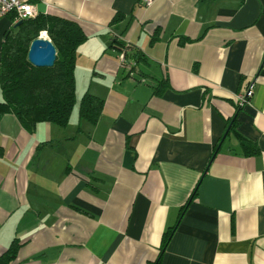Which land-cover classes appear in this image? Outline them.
I'll return each mask as SVG.
<instances>
[{
	"label": "crops",
	"instance_id": "1",
	"mask_svg": "<svg viewBox=\"0 0 264 264\" xmlns=\"http://www.w3.org/2000/svg\"><path fill=\"white\" fill-rule=\"evenodd\" d=\"M29 1L82 27L76 94L105 104L32 133L0 117V264H148L196 186L159 264H264V0ZM17 22L0 17V58ZM236 112L260 153L231 133L211 159Z\"/></svg>",
	"mask_w": 264,
	"mask_h": 264
},
{
	"label": "trees",
	"instance_id": "2",
	"mask_svg": "<svg viewBox=\"0 0 264 264\" xmlns=\"http://www.w3.org/2000/svg\"><path fill=\"white\" fill-rule=\"evenodd\" d=\"M122 16L117 14L114 19L119 21ZM42 31L47 32L56 47V60L52 66H35L28 59L30 44ZM155 39L156 37L153 36L151 41ZM86 40L87 35L79 23L70 19L52 14H38L36 17L18 20L16 29L6 32L2 46L0 117L14 113L30 133L34 132L39 122L67 126L77 103L75 73L77 50ZM189 40V38L181 39V43ZM112 45L121 50L125 43L115 38ZM139 54L144 57L143 52L139 50L135 52V55ZM160 90V87H156L154 92L159 93ZM104 104L103 98L85 92L78 103L79 120L96 125L101 118ZM238 125L236 112L228 120L225 132L215 144L211 159L220 149L221 141L231 133L239 140L244 155L254 156L260 153L256 142L241 134L237 129ZM197 194L196 186L188 201L180 208L176 223L163 233L157 259L148 264H159L161 255L180 219ZM19 247V240L14 239L6 250L5 257L9 261L15 259Z\"/></svg>",
	"mask_w": 264,
	"mask_h": 264
},
{
	"label": "built area",
	"instance_id": "3",
	"mask_svg": "<svg viewBox=\"0 0 264 264\" xmlns=\"http://www.w3.org/2000/svg\"><path fill=\"white\" fill-rule=\"evenodd\" d=\"M156 0H141V3L144 6H151ZM13 13L16 20L24 18H32L38 15L36 6L31 3L29 0H0V17L6 16ZM45 36L49 38L46 31ZM128 46L126 43L119 53V58L121 60L122 66L126 61V56L128 54ZM253 84H249L244 91L235 94V100L239 107H243L246 104H249L252 95H253Z\"/></svg>",
	"mask_w": 264,
	"mask_h": 264
},
{
	"label": "water",
	"instance_id": "4",
	"mask_svg": "<svg viewBox=\"0 0 264 264\" xmlns=\"http://www.w3.org/2000/svg\"><path fill=\"white\" fill-rule=\"evenodd\" d=\"M35 38L28 50V59L35 66H52L56 60V47L45 35Z\"/></svg>",
	"mask_w": 264,
	"mask_h": 264
},
{
	"label": "rangeland",
	"instance_id": "5",
	"mask_svg": "<svg viewBox=\"0 0 264 264\" xmlns=\"http://www.w3.org/2000/svg\"><path fill=\"white\" fill-rule=\"evenodd\" d=\"M80 95H78V97H77V103H76V105H75V107H74V110H77L78 109V103H79V99H80Z\"/></svg>",
	"mask_w": 264,
	"mask_h": 264
},
{
	"label": "bare ground",
	"instance_id": "6",
	"mask_svg": "<svg viewBox=\"0 0 264 264\" xmlns=\"http://www.w3.org/2000/svg\"><path fill=\"white\" fill-rule=\"evenodd\" d=\"M42 35H46V33L45 32H43V34Z\"/></svg>",
	"mask_w": 264,
	"mask_h": 264
}]
</instances>
